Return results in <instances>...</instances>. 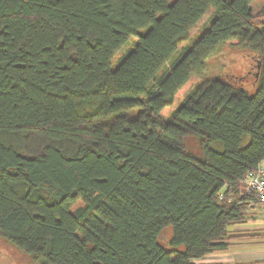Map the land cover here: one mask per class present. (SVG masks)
Listing matches in <instances>:
<instances>
[{"label":"trees","instance_id":"trees-1","mask_svg":"<svg viewBox=\"0 0 264 264\" xmlns=\"http://www.w3.org/2000/svg\"><path fill=\"white\" fill-rule=\"evenodd\" d=\"M253 1L0 0V239L26 264L229 249L264 204L244 188L264 162ZM235 52L259 65L252 88L222 66Z\"/></svg>","mask_w":264,"mask_h":264},{"label":"crops","instance_id":"crops-1","mask_svg":"<svg viewBox=\"0 0 264 264\" xmlns=\"http://www.w3.org/2000/svg\"><path fill=\"white\" fill-rule=\"evenodd\" d=\"M230 229L229 249L207 255L201 263L264 264V204L251 203L247 219Z\"/></svg>","mask_w":264,"mask_h":264},{"label":"rangeland","instance_id":"rangeland-1","mask_svg":"<svg viewBox=\"0 0 264 264\" xmlns=\"http://www.w3.org/2000/svg\"><path fill=\"white\" fill-rule=\"evenodd\" d=\"M264 0H254L252 3V7L254 12L258 14V11L263 7ZM209 13L204 17V19L194 28L192 31V36L199 34V32L204 28V23L207 22L209 17ZM233 59H225L224 65L222 64L223 68H226V63H232L229 70L231 74L238 75L244 77L246 80V86L252 88V84L255 83V74H248V70H253L254 72L257 71L256 62L249 58L245 57L242 54L235 52L233 54ZM215 66L220 65L221 61H213ZM225 71V69H224ZM189 85L185 86L180 92L179 97H182L186 91L188 90ZM170 229L164 230L161 234V240L166 242L170 236ZM199 262H202L200 260ZM0 264H26V259L18 253L16 250H13L10 246H8L2 239H0Z\"/></svg>","mask_w":264,"mask_h":264},{"label":"built area","instance_id":"built-area-1","mask_svg":"<svg viewBox=\"0 0 264 264\" xmlns=\"http://www.w3.org/2000/svg\"><path fill=\"white\" fill-rule=\"evenodd\" d=\"M244 188L248 193L256 192L264 202V169L262 166L259 167L258 171L247 175L244 180Z\"/></svg>","mask_w":264,"mask_h":264},{"label":"flooded vegetation","instance_id":"flooded-vegetation-1","mask_svg":"<svg viewBox=\"0 0 264 264\" xmlns=\"http://www.w3.org/2000/svg\"><path fill=\"white\" fill-rule=\"evenodd\" d=\"M258 70H259V65H258V68H257V71L256 72H254L253 70H248V74H255L254 76H255V79L257 78V76H258Z\"/></svg>","mask_w":264,"mask_h":264}]
</instances>
